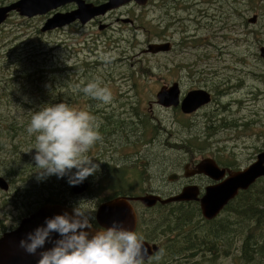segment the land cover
<instances>
[{"label": "rangeland", "instance_id": "rangeland-1", "mask_svg": "<svg viewBox=\"0 0 264 264\" xmlns=\"http://www.w3.org/2000/svg\"><path fill=\"white\" fill-rule=\"evenodd\" d=\"M68 6L55 12H69L71 10L66 9ZM120 11L121 16L112 15L104 21L112 23V28L107 31L98 30L97 25L81 27L75 24L73 29L66 26L42 33L36 45L41 53H48L47 58L54 68L57 64L61 68L64 65L74 68L71 74L74 80L80 75L78 67L82 68L84 64L95 67L88 75L90 81H98L101 86L107 87L112 97L110 103H100L102 114L126 118L137 112L148 116L151 124L161 130L156 133L154 143L147 151L155 153L160 149L158 140V143L162 142V160L171 161V170H179L176 172L179 175L184 162L199 163L205 158L235 164V170L225 168L231 171L242 170L254 162L257 154L264 151V59L261 57V50H264V0H149L146 7L129 5ZM52 14L24 18L31 20V24L25 23L30 27L38 24L40 30ZM13 15L0 26L3 29L0 30V77L4 75L3 57L12 47L7 35L23 33L22 37H27L25 33L31 30L21 21L23 17ZM254 16L257 23L249 24L248 20ZM118 17L129 19L133 24L116 22ZM168 22H173L175 26L163 29L162 25ZM185 28L189 30V38L180 44L186 34L183 32ZM167 41L174 43L170 54L142 53L148 44L169 43ZM26 46L27 43L21 44L23 50L18 54L25 52ZM172 81L179 82L181 96L191 90H204L210 93L211 103L189 117L179 110H165L154 104L159 89ZM84 98L72 107L81 109L90 97ZM20 101L14 96L0 95V176L9 185L7 192L0 191V236L5 232L3 230L13 229L21 220L19 210L11 205L10 194L23 187L26 162L32 158H13L12 141L5 134L7 121L21 119ZM101 116L99 114L98 121L105 123L108 119ZM193 139H197L202 147L198 153L194 151L197 149L187 151L181 148L186 147L184 141ZM175 144H180V147L173 148ZM102 149L103 143L98 140L87 155L117 165L122 156L132 153L119 148L118 152H101L97 157L96 150ZM130 161L133 162L132 159ZM151 165L146 164L145 170L143 167L138 169L141 171L140 182L134 188L165 192L169 174L162 168L154 170ZM16 168L23 170V174L14 175L11 179ZM93 184L96 182L92 183L91 192L81 197L73 196L70 203L77 206L82 202L95 209L96 201H90V197L100 199L104 192L95 191L97 188ZM110 190L107 187L105 195L112 194ZM162 215H167V212H147L150 222L162 218ZM169 237L163 236L159 240L165 242ZM233 241L229 255L223 259L214 262L203 261L198 256L188 259L192 264H238L241 243ZM165 257L162 255L157 260L164 264H186L185 259Z\"/></svg>", "mask_w": 264, "mask_h": 264}, {"label": "trees", "instance_id": "trees-1", "mask_svg": "<svg viewBox=\"0 0 264 264\" xmlns=\"http://www.w3.org/2000/svg\"><path fill=\"white\" fill-rule=\"evenodd\" d=\"M15 0H0V5L7 4ZM97 1V0H96ZM149 4V3H148ZM192 7V5H191ZM187 8V7H186ZM14 16L13 14L10 17ZM37 20V19H36ZM23 23L28 22L31 24V20L21 19ZM175 19H173V22ZM164 23L163 29L169 26H175L174 23ZM26 28H31L29 32H26L27 37H22L23 33L8 34L9 44L12 46L6 55L3 57L5 62L4 75L0 77V95L14 96L20 101V109H22V116L20 120H13L6 122L7 129L5 131L6 137L12 141L13 151L12 157H19L24 159L26 157H32L30 161H27V168H25L26 177H24L23 187L15 189L10 194L12 200L11 205L19 210L21 218L30 215L40 206L46 203L61 204L71 207L76 205L71 204L75 195L71 192V186L67 183V178H57L55 175L49 176L43 179H39L36 172L39 169L35 168V162L33 156L35 150H32L34 145V136H29L26 132V128L29 124L33 111H38L41 107H45L52 104L64 102L73 106L85 100V95L81 88L87 83L91 82L88 75L92 69L90 64H84L85 66L78 67L80 71L79 78L74 80L71 78V74L74 72V68L66 65L61 68V65L54 68V64H50L47 58L48 53L42 52L38 49L36 41L40 40L42 33L39 30L38 24L30 27L25 23ZM3 26V25H2ZM1 26V27H2ZM182 26V25H181ZM0 27V30H3ZM175 28V27H174ZM185 36L181 38L180 44L185 39H188L187 35L189 30L185 28ZM160 36L159 34H156ZM23 39L22 42H19ZM27 43V49L25 52L18 54V51H22L21 44ZM51 55V53H49ZM118 61V60H115ZM100 101L89 98L86 99V104L81 107L82 110L88 111L96 118L99 123V135L100 140L103 143L107 137L103 134L106 127L111 126L114 122H108L105 126L102 122L98 121V116L101 114V118H107L112 120L113 115L108 116L102 114L103 110L100 108ZM176 111V110H175ZM136 112V111H135ZM135 122L134 127L138 128V148L140 150H147L152 146L153 142L146 137L144 132L152 131V137L155 140L156 133L159 132L158 128L151 124L148 116L141 113L129 114ZM189 127V126H188ZM1 135V132H0ZM115 136V134L113 135ZM133 137H122L120 143L122 147H127V141L135 143ZM145 139V140H143ZM197 139L186 140L181 147L187 151L194 150L198 153L202 147L198 144ZM159 142V140H158ZM160 149L151 153L150 156H145L144 153L138 152L132 159L131 164L134 166L133 170H128L127 165L124 162H120L117 165H110L108 162H102L95 160L100 167V172H96L100 175L102 167L104 166V174L102 176L103 186L100 182L93 184L96 186L95 191L104 192L100 199L91 198L90 201L95 202L94 206L98 205L101 201L105 200V189L110 187L113 193L109 196L134 194V192H141L142 189H135L134 187L139 184V177L141 176L142 169L140 159H146L147 162L152 164V169L156 170L160 168L163 163L161 150L163 149L160 143ZM195 143V144H194ZM183 144V143H182ZM146 145V146H145ZM180 145V144H179ZM178 144L171 145L173 148H179ZM93 146L90 148L92 149ZM139 150V151H140ZM149 151V150H148ZM188 153V152H187ZM97 157H100L97 156ZM215 162L224 168L236 169L235 164L229 162H223L219 159H215ZM24 163V164H26ZM75 171V169H73ZM15 173V174H13ZM23 170L18 171L16 168L12 171L11 179L14 175L21 176ZM91 177V176H89ZM87 178L84 180L86 181ZM94 186L89 185V189L84 193L91 192ZM107 191V190H106ZM81 197V196H80ZM23 198H25L23 200ZM178 211H174L170 220L175 221L174 225L178 226L177 238L175 241L166 242L167 250L163 251V255L167 259L178 258L183 256L179 260H186V264H192L188 258L196 257L203 261L208 260L210 262L223 259L229 255V250L235 242H240L239 247V263L238 264H264V178L259 179L250 189L244 192H240L239 195L225 206L221 214L212 221H204L201 217L198 204H185L180 205ZM226 213V214H225ZM165 223V219H162ZM163 225L156 224L155 230L162 228ZM7 231V230H3ZM168 246L169 249H168ZM178 248V249H176ZM172 254H170V253ZM180 253L182 255H180ZM175 254V255H174ZM165 257V258H166ZM184 258V259H183ZM164 264V263H163ZM212 264V263H211Z\"/></svg>", "mask_w": 264, "mask_h": 264}, {"label": "water", "instance_id": "water-1", "mask_svg": "<svg viewBox=\"0 0 264 264\" xmlns=\"http://www.w3.org/2000/svg\"><path fill=\"white\" fill-rule=\"evenodd\" d=\"M131 3L144 7L148 4V0H107L100 5H95L85 0H15L0 6V26L9 18L11 13L31 19L53 12L52 16L47 18L40 28V32L44 33L64 28L75 22L80 25H86L95 18L104 17L108 12ZM67 5H74L75 9L65 13L55 12ZM256 19L257 17L254 16L248 22L254 24ZM122 22L124 24L131 23L132 25V21L129 19H122ZM105 28L106 25L100 24L99 30ZM170 48L171 45L169 43H152L148 44L142 53H167ZM261 56L264 57V50H261ZM210 102V93L204 90H191L181 98L177 82L161 87L155 95V103L158 106L166 109L179 108L184 115L193 114ZM194 174L203 175L213 182L212 185L205 187L203 195L199 196L200 192L196 186H188L182 189L178 195L167 199H161L152 194L133 199L117 197L98 206L95 214L98 226L106 228L110 226L113 220H117L122 222L129 230L134 231L136 217L134 210L129 204L130 200L138 201L147 208H151L157 202L161 205L175 202H197L202 218L205 221H211L240 192L247 191L257 180L264 178V151L257 154L254 162L238 171L220 168L213 159L205 158L196 165ZM8 189L7 181L0 176V191L7 192ZM87 189L88 184L83 181L78 185L72 186L71 192L74 195H80L85 193ZM72 209V207L66 205L46 203L30 215L22 218L14 229L6 231L0 236V264H37L40 258L39 253L50 249L53 244L46 241L43 249H38L35 254H28L19 247V241L37 227L44 226L46 219H51L64 213L71 215ZM85 231H88V229H85ZM57 239H60L58 234L52 233L51 240L55 241ZM144 247L147 249V259L158 249L157 246H150L146 243H144Z\"/></svg>", "mask_w": 264, "mask_h": 264}, {"label": "clouds", "instance_id": "clouds-1", "mask_svg": "<svg viewBox=\"0 0 264 264\" xmlns=\"http://www.w3.org/2000/svg\"><path fill=\"white\" fill-rule=\"evenodd\" d=\"M80 91L104 104L112 98L110 90L98 81L87 83ZM98 129L99 123L88 111L64 102L33 111L26 132L34 136L32 150L38 178L66 177L67 183L75 186L98 172V164L87 155L100 140ZM94 219L80 202L71 215L64 213L46 219L44 226L19 241V247L35 254L46 241L52 243L50 249L39 253L37 264H146L148 253L141 235L117 220L104 230H95ZM52 233L60 239L52 241Z\"/></svg>", "mask_w": 264, "mask_h": 264}, {"label": "flooded vegetation", "instance_id": "flooded-vegetation-1", "mask_svg": "<svg viewBox=\"0 0 264 264\" xmlns=\"http://www.w3.org/2000/svg\"><path fill=\"white\" fill-rule=\"evenodd\" d=\"M86 2H93L95 5H100L102 3H105L107 0H85ZM129 5H135L133 3L122 6L120 8L114 9L110 12H108L104 17H99V18H95L93 20H91L89 23H87L86 25H80L78 22L69 25V29H73L75 24H78L81 27H87V26H96L99 30V26L101 25H106V28L100 31H104V30H108L110 28H112V23H104V21H107L108 18H112V15H119L121 16V11L122 9L126 8ZM73 5L66 7V9L69 10H73ZM256 17V16H255ZM121 17H118L115 21H121L122 22ZM126 19V18H125ZM123 23V22H122ZM249 23V22H248ZM257 23V19L256 22L252 25H255ZM129 24V23H126ZM133 24V22H132ZM250 24V23H249ZM169 42V41H167ZM169 44L171 45V48L169 50V52L167 54H170V52H172L173 47H174V43L169 42ZM262 57V56H261ZM264 59V57H262ZM171 82V81H169ZM176 82V81H172ZM172 83L168 84L171 85ZM178 85L179 82L177 81ZM166 85V86H168ZM180 88V85H179ZM123 97V96H122ZM182 98V96H181ZM154 104H156L154 102ZM157 105V104H156ZM149 106H151V103L149 104ZM160 107V106H159ZM162 108V107H161ZM164 109V108H163ZM169 109H165V110H170ZM175 110H179L178 108L174 109ZM192 115V114H191ZM184 116H190V115H184ZM114 122V124H110L111 126L106 127V129H104L103 134H106L107 137H111L110 139H104L103 142V146L104 149L102 150H96V155L99 156L101 155V152L105 153V152H118L119 148L120 149H128L131 150L132 153H128L127 155H124L121 157V159L118 161V163L120 162H124L125 165H127L128 170H133L134 166L131 164V159H133L135 157V155L139 152H142L145 154V156H150V154L152 153L151 151H143L140 150L138 148V143L136 142V139L138 138V128L134 127L133 122H135V120L132 119V117H126V118H112V120L108 119L105 123L102 122L105 126L108 124V122ZM161 130V128L159 129V131ZM164 130V129H162ZM115 134V136H113ZM144 134L146 135V137L148 139H150V142H153L154 139L152 137V131L150 132H144ZM133 137V141H135V143H132L130 141H127L128 146L127 147H122V144L120 143V140L122 137ZM145 140V139H143ZM161 144H163L162 142H160ZM146 146V145H145ZM140 150V151H139ZM159 151H157L158 153ZM170 152V151H168ZM128 158H131L130 160H127ZM101 161V160H100ZM102 162H106V161H102ZM147 162L146 159H143L141 157L140 159V163L141 166L143 167V169H146V164L149 163H145ZM164 163H162L160 165V168H162V170L166 173L169 174L167 177V181L165 184V192H160L157 191L155 189L151 190L149 189L148 191H144L142 189L141 192L137 193L134 192V194H126V195H115V196H107L105 200L101 201L98 205L95 206V209H91L88 208L87 205L82 204V208L83 210L87 211L90 215H92L95 218V214H96V210L98 208L99 205H101L102 203H105L109 200H112L114 198L117 197H125L127 199H133L139 196H144L147 194H152L155 196L160 197L161 199H167L173 196L178 195L179 193H181V190L184 189L185 187L188 186H196L199 189V196L203 195V191L205 189L206 186L212 185L213 182L210 181L207 177L203 176V175H199V174H194L195 169H196V165L198 163H193L192 161L189 162H184V164L182 166H180V169H182V174H178L176 172H179V170H175L172 171L171 170V161L168 160H163ZM110 165H112L110 162H108ZM144 164V165H143ZM100 175H97L96 173L94 175H92L91 177L87 178V183L88 185H92V183L95 182H100L101 187L103 186V182H102V176L104 174V166L102 167L101 173H99ZM172 178V180H170V178ZM200 183H197L199 182ZM174 183H179L178 186L173 187L171 189H169V185H172ZM198 184V185H197ZM203 186V187H202ZM82 196V195H80ZM80 196H75V197H80ZM198 204L197 202H175V203H169L166 205H161L158 202L152 206L151 208H147L145 207L143 204H141L138 201H134V200H130L129 204L131 205L132 209L134 210L135 213V217H136V226L134 231L141 235L144 240L143 242L152 246L155 245L157 246V251L153 252L151 256H149V258L146 260V264H163L162 262H159L157 259H159L162 255H163V251L167 250V246H166V242L168 241H175V239L177 238V233H178V226L174 225L175 221L170 220V218H172L173 214H171L174 211H178V209H180V205L183 206L185 204ZM78 205V204H77ZM199 205V204H198ZM152 210H159V211H166L167 215H162V218H159L157 220H155L154 222H150L147 216V212L152 211ZM147 216V219H146ZM165 219V223H163V220ZM93 223V228L95 230H104V228L99 227L96 220L94 219L92 221ZM158 223V225H163L162 228H159L158 230H155L156 224ZM169 237L168 239L165 240V242H161L159 240V238L161 237ZM170 246H168L169 249ZM178 249V248H176ZM170 253V252H169ZM172 254V253H170ZM175 255V254H174ZM180 255H182L180 253ZM183 256H179V259H181ZM172 259V258H171ZM175 260H179L178 258H174ZM184 259V258H183ZM171 261V260H170Z\"/></svg>", "mask_w": 264, "mask_h": 264}, {"label": "bare ground", "instance_id": "bare-ground-1", "mask_svg": "<svg viewBox=\"0 0 264 264\" xmlns=\"http://www.w3.org/2000/svg\"><path fill=\"white\" fill-rule=\"evenodd\" d=\"M202 217V216H201Z\"/></svg>", "mask_w": 264, "mask_h": 264}]
</instances>
